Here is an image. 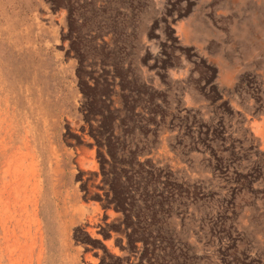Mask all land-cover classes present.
<instances>
[{
  "label": "rangeland",
  "instance_id": "374dc122",
  "mask_svg": "<svg viewBox=\"0 0 264 264\" xmlns=\"http://www.w3.org/2000/svg\"><path fill=\"white\" fill-rule=\"evenodd\" d=\"M0 264H264V0H0Z\"/></svg>",
  "mask_w": 264,
  "mask_h": 264
}]
</instances>
